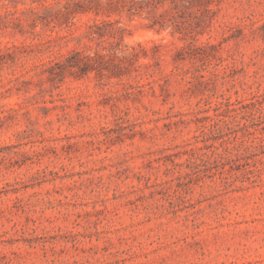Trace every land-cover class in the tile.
<instances>
[{
	"label": "rangeland",
	"instance_id": "374dc122",
	"mask_svg": "<svg viewBox=\"0 0 264 264\" xmlns=\"http://www.w3.org/2000/svg\"><path fill=\"white\" fill-rule=\"evenodd\" d=\"M0 264H264V0H0Z\"/></svg>",
	"mask_w": 264,
	"mask_h": 264
},
{
	"label": "trees",
	"instance_id": "16d2710c",
	"mask_svg": "<svg viewBox=\"0 0 264 264\" xmlns=\"http://www.w3.org/2000/svg\"><path fill=\"white\" fill-rule=\"evenodd\" d=\"M88 6H89V7H86V9H87V8H88V9L90 8V4H89ZM86 9H85V7H81L79 10H81V12H82V11L84 12V11H86Z\"/></svg>",
	"mask_w": 264,
	"mask_h": 264
}]
</instances>
